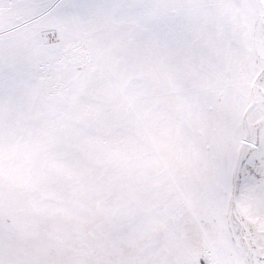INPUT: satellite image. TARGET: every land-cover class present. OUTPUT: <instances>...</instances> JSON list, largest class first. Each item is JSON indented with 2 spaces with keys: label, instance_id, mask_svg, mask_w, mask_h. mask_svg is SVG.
Listing matches in <instances>:
<instances>
[{
  "label": "snow or ice",
  "instance_id": "obj_1",
  "mask_svg": "<svg viewBox=\"0 0 264 264\" xmlns=\"http://www.w3.org/2000/svg\"><path fill=\"white\" fill-rule=\"evenodd\" d=\"M0 264H264V0H0Z\"/></svg>",
  "mask_w": 264,
  "mask_h": 264
}]
</instances>
